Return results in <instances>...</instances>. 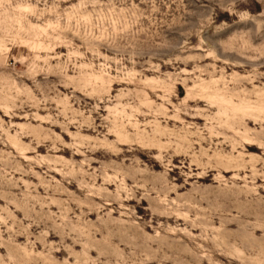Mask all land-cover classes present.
<instances>
[{"label":"rangeland","instance_id":"obj_1","mask_svg":"<svg viewBox=\"0 0 264 264\" xmlns=\"http://www.w3.org/2000/svg\"><path fill=\"white\" fill-rule=\"evenodd\" d=\"M263 231L264 0H0V264H264Z\"/></svg>","mask_w":264,"mask_h":264},{"label":"bare ground","instance_id":"obj_2","mask_svg":"<svg viewBox=\"0 0 264 264\" xmlns=\"http://www.w3.org/2000/svg\"><path fill=\"white\" fill-rule=\"evenodd\" d=\"M245 125V132H244V135L242 136V140H243V142L245 143V145H244V150L246 151V152H250V151H252V152H254V151H258L260 148H258V146H257V141L256 142H254L250 137H249V129H248V126H247V124H244ZM263 212V211H262ZM242 216V215H241ZM247 219V218H246ZM258 221L260 220V221H262L261 219H257ZM192 223V222H191ZM224 223V222H223ZM227 223V222H226ZM259 223V222H258ZM261 224H263L262 222H261ZM189 225V224H188ZM194 225V224H193ZM192 225V226H193ZM255 226H256V224H255ZM223 227V226H222ZM263 230V229H262ZM264 232V231H263ZM216 235V234H215ZM224 235V234H223ZM217 236V235H216ZM226 236V235H225ZM241 241H244V240H241ZM244 244H246L245 243V241H244ZM222 253V252H221Z\"/></svg>","mask_w":264,"mask_h":264}]
</instances>
